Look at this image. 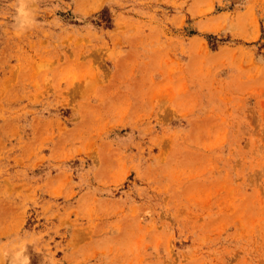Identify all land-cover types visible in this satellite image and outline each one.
<instances>
[{"label":"rangeland","instance_id":"rangeland-1","mask_svg":"<svg viewBox=\"0 0 264 264\" xmlns=\"http://www.w3.org/2000/svg\"><path fill=\"white\" fill-rule=\"evenodd\" d=\"M0 264H264V0H0Z\"/></svg>","mask_w":264,"mask_h":264}]
</instances>
